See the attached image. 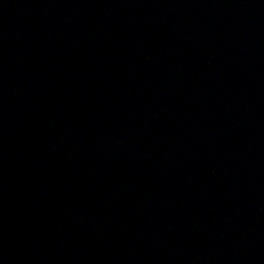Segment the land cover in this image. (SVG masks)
<instances>
[{"label":"water","instance_id":"water-1","mask_svg":"<svg viewBox=\"0 0 264 264\" xmlns=\"http://www.w3.org/2000/svg\"><path fill=\"white\" fill-rule=\"evenodd\" d=\"M0 264H264V0H0Z\"/></svg>","mask_w":264,"mask_h":264}]
</instances>
